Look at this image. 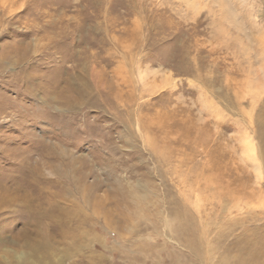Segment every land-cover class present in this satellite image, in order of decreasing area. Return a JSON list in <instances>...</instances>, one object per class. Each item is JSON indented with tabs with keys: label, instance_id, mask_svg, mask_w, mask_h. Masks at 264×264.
Listing matches in <instances>:
<instances>
[{
	"label": "rangeland",
	"instance_id": "rangeland-1",
	"mask_svg": "<svg viewBox=\"0 0 264 264\" xmlns=\"http://www.w3.org/2000/svg\"><path fill=\"white\" fill-rule=\"evenodd\" d=\"M263 82L264 0H0V264H264Z\"/></svg>",
	"mask_w": 264,
	"mask_h": 264
},
{
	"label": "bare ground",
	"instance_id": "bare-ground-1",
	"mask_svg": "<svg viewBox=\"0 0 264 264\" xmlns=\"http://www.w3.org/2000/svg\"><path fill=\"white\" fill-rule=\"evenodd\" d=\"M214 1H217V0H212V2H214ZM228 1V0H227ZM198 4V3H197ZM196 11V10H195ZM230 11V10H229ZM232 11V10H231ZM240 30V29H239ZM264 83V82H263ZM251 147V146H250ZM253 147H251V149L249 150V153L251 154V155H253L254 154V152H255V149L253 148ZM252 157V156H251ZM5 199H7V198H5ZM8 202H12V200H11V196H10V198L8 197ZM14 204V203H13ZM245 242H247V241H245ZM24 244L25 243H23L22 245H21V247H19L18 248V250H16V249H10V248H5V249H3L4 250V259H5V261H6V263L7 264H11V262H12V260H15L16 261V264H18L21 260L20 259H23V258H25V259H27V261L25 262H23V264H37V263H40V264H43V263H46L45 262V260L44 259H42V253L44 254V253H46V254H50V252H48V250L46 249V248H44L43 249V247L41 246V245H39V244H36V243H33V242H31L30 244H27V245H25L24 246ZM15 245H17V246H20V243H18V244H15ZM19 249H29L30 251H29V255L31 256L32 254H33V256H34V258L37 260V261H35V262H29V259H28V255L26 254L25 255V257H24V255H23V253L21 252H18L19 251ZM44 251H46V252H44ZM254 256V255H253ZM252 257V256H251ZM255 258V257H254ZM243 261V260H242ZM13 264V263H12ZM245 264V263H244Z\"/></svg>",
	"mask_w": 264,
	"mask_h": 264
}]
</instances>
